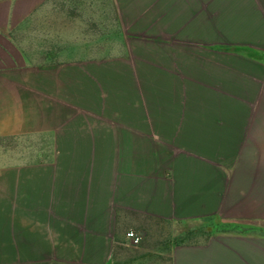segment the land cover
Instances as JSON below:
<instances>
[{"label": "crops", "instance_id": "crops-1", "mask_svg": "<svg viewBox=\"0 0 264 264\" xmlns=\"http://www.w3.org/2000/svg\"><path fill=\"white\" fill-rule=\"evenodd\" d=\"M56 2L0 0V264H118L156 221L202 228L154 264H264V0H107L130 61L20 45Z\"/></svg>", "mask_w": 264, "mask_h": 264}, {"label": "rangeland", "instance_id": "rangeland-1", "mask_svg": "<svg viewBox=\"0 0 264 264\" xmlns=\"http://www.w3.org/2000/svg\"><path fill=\"white\" fill-rule=\"evenodd\" d=\"M90 0H65L62 1L60 5L56 2L54 9L50 10L49 8H43V5L37 10L38 13H41L36 18H31L22 23L19 26L18 40L20 45H29L36 44L42 45L48 43L52 39V43H62L65 44L64 50L61 52H54V59H71L79 56H89L97 55L100 60H133L137 58V53H131L125 51L124 36L121 34V21L118 18V12L115 10L114 21L106 20L107 9V0H100L99 3V14L103 15V19H99L98 29L101 31V24L104 26L109 24L114 27L115 36L109 37L106 39V36H98L99 39V48L98 52H79L75 51L73 45L78 43L76 42L77 32L84 29V27H90ZM51 12L55 16V19H49L48 12ZM64 13H66L65 18H63ZM111 9H109V16H111ZM61 19H58V17ZM97 23V22H96ZM61 27V30L66 29V32H62L59 37H47L44 35V30L49 28L58 29ZM95 28V27H94ZM104 28V27H103ZM76 33V34H75ZM79 36H77L78 38ZM126 39V37H125ZM54 41V42H53ZM84 43V42H82ZM87 43V42H86ZM89 44V43H88ZM28 47H32L28 46ZM113 48L112 50H105L106 48ZM28 54L32 55H43V52L30 49ZM58 63V62H56ZM56 66V64L52 63ZM117 86V85H116ZM202 223L199 221H193L190 223L173 225L167 222L156 221L152 227H150L146 233V240L138 244H128V245H119L117 248L116 260L118 264H134L135 262L142 261V264H154V262L159 261L160 257L157 253L162 251L166 247L168 240H170L171 235L174 231L178 229H194L196 234L199 233V230L202 228Z\"/></svg>", "mask_w": 264, "mask_h": 264}, {"label": "built area", "instance_id": "built-area-1", "mask_svg": "<svg viewBox=\"0 0 264 264\" xmlns=\"http://www.w3.org/2000/svg\"><path fill=\"white\" fill-rule=\"evenodd\" d=\"M128 237H130L132 244H138L141 241V236L138 233H135L134 231L128 232Z\"/></svg>", "mask_w": 264, "mask_h": 264}]
</instances>
